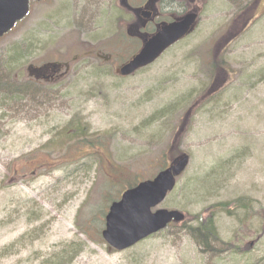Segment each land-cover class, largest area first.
Masks as SVG:
<instances>
[{
  "label": "rangeland",
  "instance_id": "obj_1",
  "mask_svg": "<svg viewBox=\"0 0 264 264\" xmlns=\"http://www.w3.org/2000/svg\"><path fill=\"white\" fill-rule=\"evenodd\" d=\"M242 4L205 2L192 35L127 78L116 70L134 42L99 2L33 4L0 39V77L18 82L0 89V264H264L263 6L223 48L226 82L209 90L212 50ZM55 60L73 70L45 97L27 85V66ZM72 122L86 143L54 144L72 137ZM182 154L186 172L152 212L185 222L110 249L101 236L110 205ZM207 220L218 241L202 249L191 230Z\"/></svg>",
  "mask_w": 264,
  "mask_h": 264
},
{
  "label": "water",
  "instance_id": "obj_2",
  "mask_svg": "<svg viewBox=\"0 0 264 264\" xmlns=\"http://www.w3.org/2000/svg\"><path fill=\"white\" fill-rule=\"evenodd\" d=\"M30 1L43 0H0V38L28 15ZM195 19L196 16L192 15L180 24L165 28L147 42L136 57L120 67L117 74L129 77L152 65L165 51L192 32ZM189 163L188 155L178 157L152 180L126 190L118 202L112 203L102 232L104 242L111 249L126 251L165 230L171 223L184 222L185 215L179 211L158 210L153 213L152 209L162 204L174 191L177 179L183 175Z\"/></svg>",
  "mask_w": 264,
  "mask_h": 264
},
{
  "label": "flooded vegetation",
  "instance_id": "obj_3",
  "mask_svg": "<svg viewBox=\"0 0 264 264\" xmlns=\"http://www.w3.org/2000/svg\"><path fill=\"white\" fill-rule=\"evenodd\" d=\"M96 2L105 6L104 18L106 20L114 18L115 22L121 25L122 30L119 29L122 31V36L134 42L132 56L123 63L125 64L138 55L150 39L168 26L180 24L192 15L196 16L195 23L198 26L205 2L209 0H87V5L92 7ZM263 3L264 0H243L242 6L236 13L240 12L242 17L247 18L252 14L251 12L256 11L257 7H264ZM252 9L253 11L249 13ZM98 58L107 63L111 61L110 57L98 55ZM72 70V63L60 60L29 65L26 82L29 87H34L40 92L44 90L46 97L54 92L56 87L65 88L67 86ZM34 93L37 92L34 90ZM36 96H43V94H33L31 98L34 99Z\"/></svg>",
  "mask_w": 264,
  "mask_h": 264
},
{
  "label": "trees",
  "instance_id": "obj_4",
  "mask_svg": "<svg viewBox=\"0 0 264 264\" xmlns=\"http://www.w3.org/2000/svg\"><path fill=\"white\" fill-rule=\"evenodd\" d=\"M251 11H253V9L249 10V13ZM251 13L252 14L248 16L247 18H245V16L242 17L241 16L242 14H240L238 17L235 18L234 21L233 20L230 21L228 23V26L226 27V31L224 33L225 35L218 41L216 46L213 48L212 50L213 54L209 62L211 66L209 69L210 71L209 80H211V83L209 85V90L218 92L225 85V82H226L225 77H226V71H227L226 68L228 67V63L224 59V56H222L221 52H224L222 51L223 48L226 47V45H228L232 41H234L235 38H237V36L243 32L244 28H246L249 21L253 17V12ZM239 20H241V22H238ZM235 21L237 22L235 23ZM16 83L18 82L15 80L14 75L9 74L8 76L6 75L5 77L3 76L0 77V89L1 90L5 91V89L6 90H8V88L11 89L10 87L16 86L17 85ZM5 94H6L5 97L8 98L7 97L8 92H6ZM19 96L20 95L16 93L14 94L13 97L19 98ZM70 126H72L73 128V133L71 134L72 137L60 134L56 138V142H53L54 144H62V143L68 144V143L77 142V141L86 143L85 141L82 140L85 138L86 135L83 136V134H81L83 132V129L80 128L81 126L77 124L76 122H72ZM88 145H91V142H89ZM124 183L125 181H123V184ZM114 184H117V182ZM127 185H128V188H130V187L135 186L136 184H127ZM122 188H123V185L121 186V189ZM196 225L197 226L192 228L191 230V237L193 238V240L196 242V244L200 248L203 249V248L210 247V245H212L211 243H215L216 241H218V236L216 234V230L214 228L212 221L207 220L205 223L204 222L202 223V221L201 222L198 221Z\"/></svg>",
  "mask_w": 264,
  "mask_h": 264
}]
</instances>
